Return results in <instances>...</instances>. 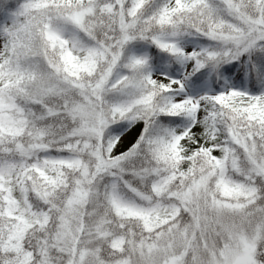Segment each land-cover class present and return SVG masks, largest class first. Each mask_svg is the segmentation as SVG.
<instances>
[{
	"label": "snow or ice",
	"instance_id": "6c2138e0",
	"mask_svg": "<svg viewBox=\"0 0 264 264\" xmlns=\"http://www.w3.org/2000/svg\"><path fill=\"white\" fill-rule=\"evenodd\" d=\"M0 264H264V0H0Z\"/></svg>",
	"mask_w": 264,
	"mask_h": 264
}]
</instances>
